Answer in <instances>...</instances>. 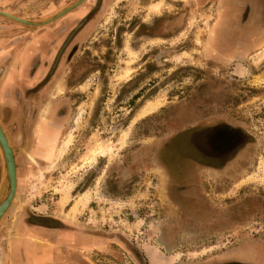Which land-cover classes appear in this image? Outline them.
I'll list each match as a JSON object with an SVG mask.
<instances>
[{
	"label": "rangeland",
	"instance_id": "obj_1",
	"mask_svg": "<svg viewBox=\"0 0 264 264\" xmlns=\"http://www.w3.org/2000/svg\"><path fill=\"white\" fill-rule=\"evenodd\" d=\"M216 5L211 0L113 3L87 41L65 48L72 86L69 117L58 139L44 115L53 94L63 91V96L64 89L60 84L49 92L44 88L45 99L33 114L41 116L33 152L13 142L18 125L3 104L17 187L0 220V264L20 256L13 243L26 227L42 238L30 235L31 243L23 242L25 260H47L48 249L29 252L32 243L49 242L52 260L43 264H194L237 255L232 250L243 246L258 244L264 250V40L259 39L263 51L247 65L248 72L234 57L231 68L206 63L202 39L217 36L222 16H215ZM86 18L72 26V35ZM89 27L76 41L90 33ZM191 38L197 43L194 53H178L181 41ZM40 89L33 91L35 99ZM148 103L155 108L140 113ZM185 112L189 115L181 119ZM201 115L245 127L252 143L238 150L230 166L200 169L193 185L201 199H194L192 184H185L191 208H184L166 191L168 181L154 153L159 137Z\"/></svg>",
	"mask_w": 264,
	"mask_h": 264
},
{
	"label": "flooded vegetation",
	"instance_id": "obj_2",
	"mask_svg": "<svg viewBox=\"0 0 264 264\" xmlns=\"http://www.w3.org/2000/svg\"><path fill=\"white\" fill-rule=\"evenodd\" d=\"M212 2L217 3L215 16L220 14L219 17H222L220 24L217 26L219 30L214 40L209 41L208 35L203 38L204 40L202 39L203 48L201 55L205 56H202V58L206 63L219 61V63L223 66H228V68H231L230 64L232 57L238 58L243 65L245 64V70L248 72L250 69L247 65L253 64L256 59H259V54L263 51V47H260L258 42L259 39L263 38L264 40V0H247L243 3H218L214 0H212ZM162 16L163 15H157L159 18ZM85 17H87V23L90 14H87ZM181 18V16L176 17L177 21L181 20ZM167 37L169 38L170 36ZM194 43L197 44L194 38H191V40H182V45L178 53H183L185 51L194 53V50H196L193 46L195 45ZM60 47L61 46L57 49L50 63L48 60L41 59L40 57H35L31 61L30 75H37L40 67H42L40 69H45V73L40 80H35V83L27 81L28 83H33L30 87H24L27 83L23 82L17 75L14 76V78L10 75L3 81V104L10 106V116L12 114L15 115V119H12L15 120L18 125L16 134L14 135L15 137L13 138L11 133L8 132L9 136H12L14 143H17V140L23 142V145L29 152H33L35 147L36 124L41 117H33L35 113L34 110L36 104H38V102L43 103L42 101L45 99L44 88L46 85L47 88L45 92H49L53 88L56 90L58 84L62 85L64 89L63 96H59L63 91L53 94V100L50 101L46 107L48 113L44 115L47 126L56 129L58 139L65 129L64 125L69 117L67 106L71 103V99L67 94L70 93V87H72L70 86L71 71L69 72L70 74L67 75L66 69L70 67L68 64L69 58L68 56L66 57V53L64 52L67 46L64 47L62 51H60ZM48 64L51 65L48 67ZM263 65L264 64H261V66ZM14 67H16L14 71H20L25 68L22 64L18 67L17 65H3V78L4 76L6 77L8 70H13ZM252 73L253 72L250 74L253 75ZM41 86L42 88L40 89ZM35 89H40V91L37 90L38 97L36 96L39 99H35V92H33ZM34 100L35 103L31 106L30 101ZM18 103H20V105H18ZM25 103L26 107L23 105ZM14 104L16 105L13 106ZM8 112L9 111H7V113ZM188 115L189 114L185 112L182 113L180 117L181 119H185ZM214 119L215 116L212 115H201L194 120L193 124L187 127H180L175 132L159 137L158 147L154 153L156 166L161 173H163L166 181H168L165 187L166 191H168L172 199L176 200L184 208H191L188 205L189 197L186 196L188 192L187 187L185 188V184H192L190 186V191L193 189L192 192L196 195L194 199H201L194 191L193 185L199 182L198 173H200V169L215 171L223 167H228L231 165V160L236 157L238 150L252 143L249 130L245 127H236L225 121ZM34 156L36 159L45 160L43 155ZM249 164L248 162L247 166H249ZM208 171H206V173ZM205 178L206 177L203 176V179ZM200 179L202 178L200 177ZM32 221L39 223V225H47L43 223L44 219L40 217H33ZM21 231L17 233L13 247L16 243L15 247L20 251L19 255L25 260L23 242L30 244V235L40 238H42V236L38 233L36 234L28 227ZM37 249L41 250L40 247ZM44 249L49 250V257L46 261L49 259L52 260V255L48 246ZM232 251V254L237 255L215 256L211 259L208 258L203 260V263L199 262L194 264H264V250H262L258 244L257 246H243L240 249ZM5 252L7 253V251H3V257L6 259L7 254ZM252 252H257V254L259 253V256L262 257L258 255L254 257L252 256ZM244 254L250 255V257H246ZM13 261V264H18L15 259Z\"/></svg>",
	"mask_w": 264,
	"mask_h": 264
},
{
	"label": "crops",
	"instance_id": "obj_3",
	"mask_svg": "<svg viewBox=\"0 0 264 264\" xmlns=\"http://www.w3.org/2000/svg\"><path fill=\"white\" fill-rule=\"evenodd\" d=\"M75 1L76 0H54L48 3L42 0H0V11H5L11 15L35 21L46 19ZM123 1L124 0H84L81 3H84L83 5L80 4L42 27L25 25L0 15V124L2 127L3 81L8 78L7 75L3 78V65H17V67L20 64L24 65L25 68L20 71H14V69H16V67H14L13 70L10 69L8 72L12 75V78L17 75L23 82H26L27 84H25L24 87H30L35 83V80H40L45 73V69H40L42 68L40 67L37 75L29 74L31 71L30 63L35 57H42V59L48 60L50 63L59 46L64 44L67 46L70 44L66 48L68 50L76 48L77 45L80 46L89 39L95 25L99 22V19L103 17V14L107 12L111 6L114 8L115 5L113 6V3H122ZM214 1L218 3H243L247 0ZM87 14H90V17L83 27L87 28L90 26V33H86L80 41H76L81 31L85 28L82 27L79 31L75 32L74 35H72L71 28L77 22L85 18ZM11 21H15L16 24ZM19 39H23V41H18ZM27 81L33 83H28ZM46 88L47 85L45 89ZM47 245H49V242H47L46 245L43 244L38 246H34L32 243L29 253H36L38 255L37 252H40V250L37 248L41 246L44 250ZM17 251H19L18 248ZM45 261L46 260H24L22 256L16 257V262L18 264H43ZM11 263L13 264L14 261L12 260Z\"/></svg>",
	"mask_w": 264,
	"mask_h": 264
},
{
	"label": "water",
	"instance_id": "obj_4",
	"mask_svg": "<svg viewBox=\"0 0 264 264\" xmlns=\"http://www.w3.org/2000/svg\"><path fill=\"white\" fill-rule=\"evenodd\" d=\"M84 0H76L75 3H71L61 11L57 12L54 15L42 20H22L21 18L0 11V15L5 17H10L15 19V21L23 22L22 24L30 26H40L47 23H50L54 19L62 16L66 12L79 6ZM19 22V23H21ZM0 160H1V178H0V220L5 215L6 211L10 207L15 194H16V184H17V174H16V163L14 158V153L12 147L9 145V142L6 137L4 128L0 124Z\"/></svg>",
	"mask_w": 264,
	"mask_h": 264
},
{
	"label": "bare ground",
	"instance_id": "obj_5",
	"mask_svg": "<svg viewBox=\"0 0 264 264\" xmlns=\"http://www.w3.org/2000/svg\"><path fill=\"white\" fill-rule=\"evenodd\" d=\"M157 9L158 8V5H155L154 7H152V9ZM155 9V10H156ZM4 12V11H3ZM5 13H7V12H5ZM18 17V16H17ZM10 18V17H9ZM19 18H21V17H19ZM11 19V18H10ZM22 20H24L23 18H21ZM15 20V19H14ZM25 21V20H24ZM19 22H21V21H19ZM21 23H23V22H21ZM153 108H155V103H153V104H151V103H148L145 107H144V109H142V111L140 112V113H144L145 111L147 112V110H151V109H153ZM145 112V113H146ZM141 115V114H140ZM145 115V114H144ZM17 185V184H16ZM17 187V186H16ZM156 260V258H153L152 256H151V261H155Z\"/></svg>",
	"mask_w": 264,
	"mask_h": 264
}]
</instances>
